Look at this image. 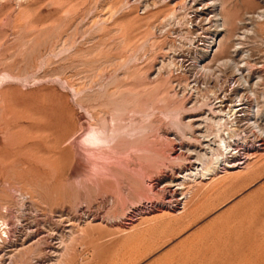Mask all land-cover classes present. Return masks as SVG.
Returning a JSON list of instances; mask_svg holds the SVG:
<instances>
[{
    "label": "rangeland",
    "instance_id": "obj_1",
    "mask_svg": "<svg viewBox=\"0 0 264 264\" xmlns=\"http://www.w3.org/2000/svg\"><path fill=\"white\" fill-rule=\"evenodd\" d=\"M222 1L0 0L1 264H264V0ZM236 93L240 166L185 179Z\"/></svg>",
    "mask_w": 264,
    "mask_h": 264
},
{
    "label": "bare ground",
    "instance_id": "obj_2",
    "mask_svg": "<svg viewBox=\"0 0 264 264\" xmlns=\"http://www.w3.org/2000/svg\"><path fill=\"white\" fill-rule=\"evenodd\" d=\"M218 1H222V0H218ZM212 2H213V0H212ZM215 2H217V1H215ZM222 2H224V1H222ZM224 5H225V2H224ZM215 8H216V6H215ZM221 9H222V7H221ZM216 11H218V10H216ZM178 12H180V11H178ZM223 13H225V8H224ZM222 14L218 17L219 19L222 20V22L221 23H218V25H217L218 26V29L215 30V31L227 30V28H226L227 25H228V21H227V18H226L227 15L226 16H222ZM171 15L174 17L176 14H175V12L172 11V14ZM183 16L185 17V14ZM215 17H217V16H215ZM175 18H173L174 19L173 21H176ZM183 19H185V18H183ZM166 25H167V23H166ZM213 26H215V25H213ZM222 36H224V37L221 38L218 41V47L216 48V50H215V52L213 54V58L214 57L215 58H219L218 59V62L220 64H222V66L223 65L228 66V65H231L232 64L233 69L235 70V72L239 73L240 76H242L241 75L242 74L241 73L242 72L241 69L244 68L245 66L243 67L242 64H238V62L237 63L233 62L231 59H229V57L228 58H223L222 57V54L224 53L225 49L228 47V44H229V42L231 40L230 37H229V35L228 36L222 35ZM211 38L212 37L210 36V39ZM237 40L240 41L239 39H237ZM233 45H235V44H233ZM236 45H241V44H238L237 43ZM206 52H208V51L206 50ZM233 52H235V51H233ZM204 56L205 55L203 54V55L200 56V58H202ZM230 58H231V56H230ZM171 64H173V66H174V64H175L174 61L171 62ZM171 64H169V65H171ZM244 64H246V63L244 62ZM175 66H176V64H175ZM209 66L210 65H208V64H203L201 66V69L204 70L205 74L211 70V68ZM246 66H248V62H247V65ZM249 67H252V65H249L248 68ZM213 68H212V70H213ZM228 68H230V67L228 66ZM219 69H221V68H219ZM212 72H214V71H212ZM221 72H223V70ZM232 73H233V71H232ZM207 76H208V73H207ZM236 83H238V81ZM247 83H249V82L245 78H242L239 81V85H241L242 87H244L245 84H247ZM252 90L253 89L251 88L250 91L252 92ZM0 94L2 95V91H0ZM5 96L7 97V95H5ZM5 96H3V98H2V103L5 104V106H6L7 105V102H6V97ZM242 96L243 95H239L238 93H236V95H235L234 99H232L230 105H227L225 103V101L227 100V98H223V97L222 98H219L218 96L215 97L217 99V102L215 103L216 104L215 105L216 107H214L213 105H211L210 108H209V112H210L209 114L211 116L208 114V116H206V117L203 118L204 121L207 124H211V128H212V129H208L207 128L206 129V132L203 129L204 132H202L200 134V136L203 138V142H201V144L203 146V151L202 152H198L195 149L194 150L191 149L190 147L186 149V151L188 153H190L191 155L194 154V155H196V157H195V159L193 161V166L191 168L187 169V171H185V179H187L189 181H202L204 179H211L212 177H215L220 172L227 173V172L230 171V169L237 168V167L240 166L237 163V161H238L237 160V157L238 156L236 155V153H237L236 147H234L235 145H233V143H232L234 141L235 136H236V131H237V129H236L237 127L236 126L239 125L238 124V121H237V119H239V118H237L239 116L238 115V112L241 111V110L242 111H246L245 112V115L248 117V116H250L251 111H252V109L249 106H247L245 108L246 110H244V108H243L244 106L241 107V105L244 104L242 102V100H243ZM226 106H229V107H226ZM127 107H129V106H127ZM252 113H254V112H252ZM254 116L256 117V115H254ZM247 117H246V119H247L246 122L247 123H251L250 125H253L254 128L258 126L259 127L258 129H260V126H259V124H257V121L255 119H254V121H251V119H253V118H250V117L247 118ZM256 119H258V118H256ZM112 126L113 127H111V125L107 124L106 121H104L101 125H94L85 134L86 137H84V138L86 139L87 142L92 143V144H99V145L109 144L110 143V137L112 136V132H113V131L111 132V130H114V127H115L114 125H112ZM184 126L190 128V129L192 128V125H184ZM198 126L204 127V126H202V124H199ZM254 128H252V129L255 130ZM180 131L182 133L184 132L183 129H182V127L180 128ZM185 135H186V133H185ZM120 137H121V135H120ZM187 137H189V136H187ZM190 138H192V137H190ZM83 142H84V140H83ZM94 147H97V146H94ZM245 153H246V157L247 158H249L250 155H253L250 152H245ZM246 163H247V160H245V162H243L242 164H245L246 165ZM246 166L248 167L249 165H246ZM222 169H223V171H222ZM241 169H243V167ZM232 171H234V170H232ZM0 221H2L0 223H2L3 225L6 223V222H4L3 219L0 220ZM4 226H6V224ZM3 233L7 234V231L5 229H3L1 231V233H0V240L1 239L2 240L4 239L3 238V235H2ZM12 258H14V256ZM19 259H21V257Z\"/></svg>",
    "mask_w": 264,
    "mask_h": 264
}]
</instances>
